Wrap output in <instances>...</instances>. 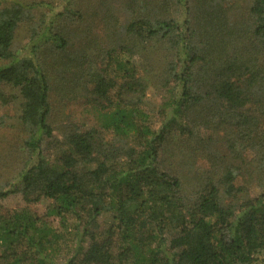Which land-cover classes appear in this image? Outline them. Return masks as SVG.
I'll use <instances>...</instances> for the list:
<instances>
[{"label":"trees","instance_id":"obj_1","mask_svg":"<svg viewBox=\"0 0 264 264\" xmlns=\"http://www.w3.org/2000/svg\"><path fill=\"white\" fill-rule=\"evenodd\" d=\"M0 87L26 151L0 200L52 202L0 212V264H264V0H0Z\"/></svg>","mask_w":264,"mask_h":264},{"label":"rangeland","instance_id":"obj_2","mask_svg":"<svg viewBox=\"0 0 264 264\" xmlns=\"http://www.w3.org/2000/svg\"><path fill=\"white\" fill-rule=\"evenodd\" d=\"M45 1H49V0H45ZM55 1L56 3H59L60 0H55ZM86 1H88L90 12L92 13L96 9V3L99 0H86ZM113 1L115 2V4L120 3V0H113ZM93 17L90 19L87 18L88 19L87 23L91 24L92 27L91 32L95 34L94 30L96 29V23L98 21V17L95 18ZM68 25L70 26V29L73 30L74 25L77 24L74 25L68 24ZM77 26H83V25L80 23ZM27 39H28L27 27L24 23L20 24L15 34L14 45L16 49L19 50L20 48H22L23 45L26 43ZM71 43L73 44V48L75 50L84 49L85 45L79 39H73L71 40ZM53 76L54 74L52 75V77ZM5 88L0 87L1 92L2 91L8 92V90H6ZM11 91L15 93V90L12 89ZM65 95L66 93L60 91L59 94L56 95V99L54 97V99L57 100V104H58L57 106L60 109L59 110L57 108L59 112L65 114L69 119L73 120L74 122L80 125L94 124L97 115L92 110L93 108L90 105H87L86 103L82 102L80 99L69 100L68 98H63L65 97ZM148 97L150 98L149 99L150 101L148 102L150 103V106H152V109L153 110L159 109V105L161 104V98L157 95V93L154 90L150 89L148 90ZM0 112L3 115V123L0 125V181L3 182L4 180H8L15 174V170H17V168L21 165L22 161L26 157V151L22 146L24 131L19 121L17 120V115H18L17 102L13 101L3 105L0 109ZM59 123H60L59 120H55L54 126L61 125ZM53 135H55L57 139L53 138L49 140L51 142L48 143V145L46 144V146H48L46 157H48L49 159L54 157L55 152L57 151V147L60 144L58 141V139H60L59 130L57 128H55ZM247 150L249 151L248 157L253 158L255 152L249 147L247 148ZM24 207H26L27 210H30L31 212L33 211L37 215L42 216L46 220L52 218V216L48 214L49 208L52 207L51 201L43 200L35 204H25L21 199L20 194L18 193L9 195L5 199L0 200L1 213H4L7 210L8 211L17 210Z\"/></svg>","mask_w":264,"mask_h":264}]
</instances>
